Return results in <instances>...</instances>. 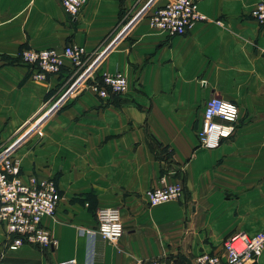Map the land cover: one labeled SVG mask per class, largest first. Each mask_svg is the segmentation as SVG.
I'll return each instance as SVG.
<instances>
[{
  "label": "crops",
  "instance_id": "crops-1",
  "mask_svg": "<svg viewBox=\"0 0 264 264\" xmlns=\"http://www.w3.org/2000/svg\"><path fill=\"white\" fill-rule=\"evenodd\" d=\"M166 1L86 0L71 18L57 0H0V146L16 143L22 179H51L60 195L41 221L53 244L8 250L0 225V264H186L219 253L230 234L264 227V27L249 18L264 0H192L207 20L175 37L147 23ZM67 43L90 56L109 47L96 76L121 73L126 92L100 99L83 90L54 107L69 61L37 81L17 54ZM210 96L234 103L238 122L208 151L195 132ZM43 105L50 113L19 139ZM173 183L177 200L147 206V190ZM99 208L119 210L123 234L113 243L78 234L95 228ZM254 264H264V246Z\"/></svg>",
  "mask_w": 264,
  "mask_h": 264
},
{
  "label": "built area",
  "instance_id": "built-area-1",
  "mask_svg": "<svg viewBox=\"0 0 264 264\" xmlns=\"http://www.w3.org/2000/svg\"><path fill=\"white\" fill-rule=\"evenodd\" d=\"M57 2L71 18L75 17L86 4V0H57ZM143 14L144 12L140 13L135 20L144 16ZM146 18L149 28L167 37L183 36L193 24L207 20L192 0H167L162 6L152 9ZM249 18L264 27V1L252 7ZM216 24L220 25L219 22ZM108 49L109 47L90 56L73 43L65 44L60 50L22 47L18 51L17 62L29 68L31 79L44 81L48 76L60 73L64 66L63 60L69 61L70 82L63 98L55 103L54 107H56L63 99L83 90L100 99L126 92V78L121 73H102L96 76L99 63ZM44 105L34 116L39 120L41 118L42 121L51 111L44 110ZM237 122L238 109L234 103L217 96L208 97L203 102L195 132L197 146L208 151L218 148L234 136ZM37 126L36 124L30 131ZM16 145H12L10 149L7 148L8 150L0 154V225L7 238L6 248L15 250L26 245L47 249L53 242L50 233L41 225V221L45 217L53 216L60 195L56 183L51 179H41L34 175L22 179L19 162L13 156ZM181 194V184H164L147 190L144 200L148 207H154L177 200ZM94 218L95 228L78 229V234L94 237L106 244L113 243L122 236L123 228L117 208H99L95 211ZM263 246L264 227L250 237L242 233H233L222 241L219 253L201 252L186 264H254ZM146 264L168 263L156 260Z\"/></svg>",
  "mask_w": 264,
  "mask_h": 264
},
{
  "label": "rangeland",
  "instance_id": "rangeland-1",
  "mask_svg": "<svg viewBox=\"0 0 264 264\" xmlns=\"http://www.w3.org/2000/svg\"><path fill=\"white\" fill-rule=\"evenodd\" d=\"M149 1H154V6L155 5H159V4H162L164 3L166 0H149ZM151 6V5H150ZM143 12V9L140 11V13ZM139 13V14H140ZM138 14V15H139ZM137 15V16H138ZM144 15V14H143ZM148 15V14H147ZM145 18V16H142ZM41 118L39 120V118H36L34 117L33 119H31L30 121H28V123H26L21 129H20V133H22V135L20 136L19 139H22L23 137H25L28 133H30L33 128L36 124L39 125L41 123ZM16 145V143H15ZM9 148L8 146H5V147H2V145L0 146V154H2L3 152H5V150ZM10 149V148H9ZM8 150V149H7Z\"/></svg>",
  "mask_w": 264,
  "mask_h": 264
},
{
  "label": "trees",
  "instance_id": "trees-1",
  "mask_svg": "<svg viewBox=\"0 0 264 264\" xmlns=\"http://www.w3.org/2000/svg\"><path fill=\"white\" fill-rule=\"evenodd\" d=\"M160 150H161L160 152H161L162 154L165 152V150H164V149H160ZM158 151H159V150H158Z\"/></svg>",
  "mask_w": 264,
  "mask_h": 264
}]
</instances>
